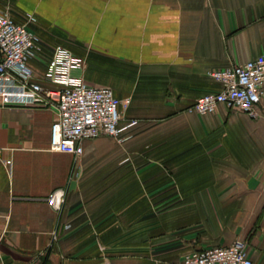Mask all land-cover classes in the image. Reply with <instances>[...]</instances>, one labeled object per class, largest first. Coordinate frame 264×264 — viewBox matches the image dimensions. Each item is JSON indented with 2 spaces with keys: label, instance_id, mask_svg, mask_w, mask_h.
<instances>
[{
  "label": "crops",
  "instance_id": "1",
  "mask_svg": "<svg viewBox=\"0 0 264 264\" xmlns=\"http://www.w3.org/2000/svg\"><path fill=\"white\" fill-rule=\"evenodd\" d=\"M0 11L35 17L36 72L60 45L84 59L75 76L130 100L124 141L84 140L76 161L50 150L54 110L0 107V264H179L236 240L264 264V97L258 119L189 111L220 90L211 72L264 56V0H0ZM64 188L56 213L45 199Z\"/></svg>",
  "mask_w": 264,
  "mask_h": 264
},
{
  "label": "built area",
  "instance_id": "2",
  "mask_svg": "<svg viewBox=\"0 0 264 264\" xmlns=\"http://www.w3.org/2000/svg\"><path fill=\"white\" fill-rule=\"evenodd\" d=\"M36 19L26 15L25 22L15 23L7 11H0V107L21 110H54L56 120L50 128V150L82 156L84 140L108 137L122 143L124 137L118 125L121 109L130 100L114 97L110 88L88 85L75 71L84 67V59L63 46L51 48V56L41 73L29 62L38 58L44 44L30 29ZM221 88L216 93L199 97L189 108L199 115L216 111L219 105L258 119L257 106L264 97V56L244 64L210 73ZM77 176L73 173L71 180ZM67 190L52 191L46 205L61 212ZM53 241L55 239V234ZM50 241V245H52ZM179 264H252L248 244L234 241L227 247H215L192 252Z\"/></svg>",
  "mask_w": 264,
  "mask_h": 264
}]
</instances>
